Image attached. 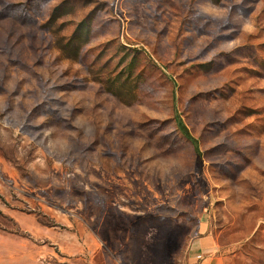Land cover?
<instances>
[{
    "label": "rangeland",
    "instance_id": "obj_1",
    "mask_svg": "<svg viewBox=\"0 0 264 264\" xmlns=\"http://www.w3.org/2000/svg\"><path fill=\"white\" fill-rule=\"evenodd\" d=\"M206 237L264 264V0H0V264Z\"/></svg>",
    "mask_w": 264,
    "mask_h": 264
},
{
    "label": "crops",
    "instance_id": "obj_2",
    "mask_svg": "<svg viewBox=\"0 0 264 264\" xmlns=\"http://www.w3.org/2000/svg\"><path fill=\"white\" fill-rule=\"evenodd\" d=\"M188 261L189 264H222L215 245L207 237L199 239L192 245Z\"/></svg>",
    "mask_w": 264,
    "mask_h": 264
},
{
    "label": "trees",
    "instance_id": "obj_3",
    "mask_svg": "<svg viewBox=\"0 0 264 264\" xmlns=\"http://www.w3.org/2000/svg\"><path fill=\"white\" fill-rule=\"evenodd\" d=\"M177 127H178L180 133L182 134V136L187 141H189L194 146L195 150L198 152V144H197V141L190 135V133L185 128V126L183 125V123H182V121L180 119L177 120Z\"/></svg>",
    "mask_w": 264,
    "mask_h": 264
}]
</instances>
